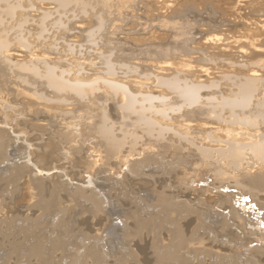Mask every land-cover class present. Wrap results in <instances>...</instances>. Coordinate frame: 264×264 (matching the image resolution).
I'll return each instance as SVG.
<instances>
[{
	"label": "rangeland",
	"instance_id": "1",
	"mask_svg": "<svg viewBox=\"0 0 264 264\" xmlns=\"http://www.w3.org/2000/svg\"><path fill=\"white\" fill-rule=\"evenodd\" d=\"M3 1L2 0L0 1V8L5 9V7H6V9H7L8 3L5 2L7 0H3ZM8 1H10L11 4L14 2H17L15 0L14 1L8 0ZM27 1H29V0L22 2L23 4L21 5V7H19V9H18V7L15 8L16 10L14 9V12H13L14 16L11 15L12 17L10 16V14H8V12H7V14L5 13L6 9H5V11H4V9H3V11H0L2 13V14L0 13V18L3 21V22L0 21V25H1V27L4 26L2 29L0 27V31L2 34L1 38L4 40L7 38V45H8V46L6 45L7 47H4L2 49V55L4 56V58H2L3 62L0 64V66L3 65L1 67L2 69L0 68L1 69V73H0V87H1L0 88V98H1L0 99V101H1L0 102V264H92V263L93 264H103V263L104 264H117V263L118 264H131V263L132 264H136V263L137 264H194V263L195 264H211V262H212V264H225V263L233 264L234 262H235V264L236 263L237 264L238 263L239 264H247L245 262H241L240 260L227 259V257H224V256L217 258L218 256L216 254H214L208 250V247L210 246V244H208L209 246L208 245L206 246L207 251L205 250V252L198 249V244L195 243V242H197L196 239H204V240L208 239L209 237L214 236L217 232H220L221 230H219V229L222 228L221 223L220 222L217 223L218 220L215 218V214L212 211L211 207L208 208L205 205L203 206L202 203H200L201 204V206H200L199 202H197V199H194L196 194L193 191L198 189V188L203 189L204 187L207 186V184H210L212 182V174L206 175L208 177H206V176L204 177V175L203 176L200 175L199 177H201V178H199V179H201V180L203 179L202 182L200 181L202 184L199 182L197 183V182L192 181V180L187 181V178H189L191 176H192V178H194L196 175V172L195 171L193 172V170H195L193 168H196V167H194L196 165V162H195L196 158L191 157V156L188 157L186 155L187 152H185V151L181 150L182 153L180 152V149H179L180 142L176 138V136H178V135H181V136L191 135V136H195L196 139L198 138L197 140H199V142H201V141L206 142V140L208 141V139H206V134L204 133V131L207 129L206 123L209 122L206 118L211 117V112H210V114H208L209 112L206 111V109H209V107L203 104V103H205L203 98L204 97L205 98H209V97L211 98V96L213 98L217 95L218 90L223 92V91H227L226 89L231 88L229 86L230 81H228L230 78H232V77H230V75L233 74L232 76H235V77L248 78V77H251V76H249V74L252 71L257 72L260 70V67L263 66L262 64L264 63V56L263 57L257 56L256 58H254V57L250 58L249 54L253 51H254V53H257V54L263 53V52L262 53L259 52L256 47H259V49H262V51L264 50V43H262V41H261V39L263 38V32H264V0H175V1L174 0H131V1L127 0L128 2L130 1L129 3L131 5L134 4L132 6H128L126 4L127 7L125 5V3H127V1L124 2V0H105V1L104 0H80L84 4L86 2H89V3H86L89 6L85 5L86 9H84V10H85L86 14H84L81 11L78 12V10H76L75 6L73 5L71 7L74 10H72L71 7H70V9L72 11H74L73 12L74 14L72 13L71 10H70L71 14L68 11L67 12V14H68L67 19H65L66 17L64 18V16H66L67 14L63 15V17H61L63 13H61L60 11L59 12L61 14L58 12L55 13V9L57 8V7H54V6H56L55 5L56 0H30L33 3V7H31L32 9L29 8L30 5H28V4L30 2L27 3ZM77 1L80 2L79 0H77ZM121 1H122V3H121ZM106 2H108V3H106ZM132 2H134V3H132ZM87 7H88V9H87ZM90 9H92V10H90ZM58 10H60V9H58ZM42 13L44 15H49V18H46ZM99 13L100 14L102 13V14L99 15ZM57 14H60L61 16L60 15L58 16ZM1 15H3V16H1ZM5 16L7 19L5 18ZM16 16H18V17H16ZM50 17H51V19H50ZM58 17H61L62 20H68L69 24H65L67 27L66 31H65L66 28L64 29L65 26L63 28L62 27L59 28L57 26V24H55V26L53 25L58 20ZM69 18H71V19L69 20ZM97 18L99 19V22H102V23H97V20H98ZM100 18H101V21H100ZM19 19H21V20H19ZM26 21H28V22L26 23ZM125 21H126V23H125ZM25 23H26V25H25ZM41 23H43V25L45 24L46 28H44V29L46 30L47 33H45V31L41 32L40 29H38L39 31L36 30L38 27L39 28L41 27ZM65 23H67V22H65ZM168 23H172L173 24L172 26H174V27H172L171 24H168ZM39 24H40V26H39ZM165 24H166V26H165ZM100 25H102V26H100ZM167 25H170L171 27L170 26L168 27ZM11 26L13 28H16V29H11L12 28ZM17 26L22 27L23 32L27 33L24 35V38L27 41L26 42L27 45L30 44V45H28L27 48L24 46H22L23 47L22 48L20 44H17L18 43L17 39H16L17 42L15 41L16 36H18V33H16L17 35L14 33L17 31ZM25 26H26V28H25ZM96 26L98 29L93 28ZM118 26H120L121 28ZM6 28H9V29H6ZM4 29H6L5 32H4ZM87 29L90 31H88ZM91 29L96 30L97 32L93 31ZM9 30H10V33H9ZM55 30H58V31H55ZM99 30H101V31H99ZM141 30H143V31H141ZM68 31H69V33H68ZM89 32L96 34L93 37L95 40V43H90V41L87 40L88 39L87 34ZM185 32L187 33V36L189 34H191V37L189 36V38H191L192 41L190 39H188V37L185 38V36H186V35H184ZM38 34H40L41 36ZM179 34H180V36H179ZM14 35H15V37H14ZM84 35H86V36L84 37ZM215 36L222 37L221 39H223V40L219 41L218 43H214L215 45L214 44L209 45L208 43L205 44V41L208 38H213ZM12 37L14 38V40ZM182 37L185 38L184 42L182 40H180V39H182ZM45 38L47 40H45ZM71 38H72V40H71ZM258 38H260V39H258ZM83 39H85L84 40L85 44L83 43L84 42ZM186 40H189V41H187L188 43L186 42ZM228 40H230V41H228ZM234 40H236V41H234ZM8 41H9V43H8ZM181 41L184 44L181 43ZM226 41H227V43H226ZM223 42H225V43H223ZM229 42H230V44H229ZM235 42H236V44H235ZM220 43H223L225 45L220 44ZM55 44H57V45H55ZM93 44H95V45H93ZM68 46H72L74 48L72 50L73 53L72 52L70 53ZM168 46H170V47H168ZM57 47H59V48H57ZM108 47L110 49H108ZM187 47H189V49ZM228 47H233V48L229 49ZM253 47H255V48L253 49ZM243 48H247L248 54L244 53V58L242 59V58H239L238 56L241 55V53L239 54V50L241 49L243 51ZM176 50H177V52H176ZM48 51L52 52L53 54L49 53ZM200 51H201V53H200ZM26 52H28V54ZM140 52H141V55H140ZM9 54H10V56H9ZM50 54H52V55H50ZM101 55L102 56L103 55L104 56H110V58H111L110 60H111V62H113L115 64L116 69L118 67V69H117L118 71L116 70L117 72L115 71L114 75H108L107 76V74L103 71L104 70V67H103L104 64H102V62H101V59H100ZM45 56H46V58H45ZM236 56H237V58H236ZM125 59H127V60H125ZM216 59H217V61H216ZM258 61H260V62H258ZM42 62H44V63H42ZM251 62H252V64H251ZM56 63L58 64V66L56 65ZM116 63H118V64H116ZM235 63H238V66ZM243 63H244V65H243ZM253 63H256V66H255V64L253 65ZM260 63H261V65H260ZM25 65H28V66L26 67ZM46 65H48V66H46ZM54 65L56 67H53ZM59 65H60V67H59ZM125 65L127 67L129 66L130 68L132 67L133 69H135L137 74L131 72V74L129 76L128 73H126V72H128L127 71L128 69ZM221 65H222V67H221ZM35 66L37 67L36 69L38 70V72L41 71L40 72L41 74H44V72L47 69L46 67H50V68L53 67L54 70L57 71L55 73H60L61 71L66 72L65 74L63 73V76L66 78L69 77L68 79H71L70 81H72V82L75 81V83H77L76 81L78 80V83L83 84L86 81L87 82L86 84L90 83V85H91V83H93L92 86H98L99 88L97 87L98 88L97 89L95 87L94 90L88 89L87 90L88 93L86 92L88 94L87 95L88 97L85 98L87 100H85V99L79 100V98H76V95L74 96L73 93L69 94V92H67V93H65V94H67L66 96H68L66 98H69V97L70 98L65 100L66 102H69L68 104H66L65 101L64 102L61 101L62 98H57V96H56L57 93L55 95V93H53L54 91L51 92L52 90H50L47 87V84L45 83L44 79L42 80V77H40L41 79L38 77L36 78V76H34L32 74L30 67L35 69ZM119 66H120V68H119ZM25 67L28 70V74H27V70L25 69ZM201 67H202V69H201ZM207 68H209V69H207ZM242 68H244V69H242ZM205 69H207V70H205ZM59 70H60V72H59ZM29 71H31V72L29 73ZM124 71H125V74H123ZM203 71H205V72H203ZM179 73H181V74H179ZM6 74L8 77L6 76ZM12 74H13V76H12ZM77 74H79V75H77ZM149 74L152 75L153 77L150 76ZM205 74H207L208 76ZM221 74H223V76ZM127 75H128V77H127ZM145 75L149 76L148 78H150V79H148L147 76H145ZM224 75H226V76L224 77ZM244 75L247 77H245ZM263 75L264 74H262L259 77H257L255 75L254 77L258 78L259 83H264ZM138 77H140L141 79ZM172 77H174V78L179 77L180 79H189L190 83H193L196 86L198 85V87L202 86L203 90H202V88L200 89V94L203 96L201 101H204L202 104L204 107L205 106L206 107L205 108L203 107L201 111L195 112L196 114L194 113L192 115L189 112L191 111V109L196 110L194 106H191V109H190L189 106H188L189 107L188 108L185 105L184 108L187 107L185 110L183 108V106L181 105L182 103H180L182 101L179 102L177 100L178 97L176 96V94H174V92L169 90V88H167L166 86H163V85L158 83L159 80L164 81V82L165 81L168 82L167 80L169 78H170L169 80L174 79ZM211 77H214V78H211ZM6 78L8 80H6ZM21 78H24V79H21ZM72 78H74V80ZM101 78H103V80H105L106 82L108 81L106 85H105V81H100V80H102ZM224 78H226V79H224ZM227 78H229V79H227ZM19 79H21V81L26 80V82L25 81L21 82ZM39 79H40L41 83H40ZM114 79H115V81H114ZM162 79H164V80H162ZM222 79H223V81H221ZM29 80H31V81H29ZM133 80H135V81H133ZM213 80L214 81L216 80V81L214 82ZM7 81H9V82H7ZM109 81H111L113 83L123 84L127 88H129L132 91V93H134V94L137 93L135 95L138 96L137 99H138L139 103L137 102V104L135 105L136 106L135 109L136 108L139 109L140 101H142V98H140V97H143V95H145V96L149 95V97L154 96L152 98H154L153 100H154L156 105L152 101V106L154 105L156 108H158V103H156V102H159L158 111L162 110V109H160L162 106H163V108L166 107L164 109H167V111H169V113L167 115L165 114L167 117L165 115L161 116L160 113L157 114L155 109H153L154 112L153 111L151 112V114H150L151 116L149 115L150 112L146 113L147 116L149 115L148 117L150 118V121L153 122V125L156 122L154 125V126H156V128L154 129V133L158 132L159 130H162V132L164 131L162 133L163 134L162 139L163 140L165 139L163 141V143L161 141H160L161 143L157 142L158 140L153 141V139L149 141V138L147 139V137L142 132V128H143L142 123L137 122L136 126H135V127H137V130L134 129L133 125H135L134 123L136 120V119H134L135 115H129V116L127 115L125 118L126 119V121H125V119L123 117L122 109H121V111H119V108H118L124 104V102H123L124 94L121 90L116 91V92L110 90V88L108 86ZM209 81H212V82H209ZM217 81H219L220 84ZM27 82H29V83H27ZM30 83H32V84H30ZM146 83H148V84H146ZM201 83L203 85H200ZM24 84H25V86H24ZM86 84H84V85H86ZM43 85H44V87H41ZM214 85H216V87H214ZM102 86H104V87H102ZM107 87H108V89H107ZM205 87L208 88L209 91H205V89H206ZM213 87H214V89H212ZM43 88H45V90ZM215 88H217L216 91H213V90H215ZM33 91H34V93H32ZM89 91H90V93H89ZM106 91L108 93H110V95L111 94L112 95L110 96ZM166 91H168V92H166ZM146 92L148 95L145 94ZM91 93H92V96H91ZM213 93H215L216 95L214 96ZM42 95H43V97H40ZM59 95L60 94H58V97H59ZM121 95H123V96H121ZM61 96L62 95H60V97ZM155 96H157V97L155 98ZM160 96L161 97L163 96V97L161 98ZM168 96L170 98H168ZM100 97H101V99H100ZM109 97H110V99H109ZM159 97L161 100H164L166 98L165 100H168V101L166 102L164 100L165 102L163 101L164 102L163 103L159 99ZM88 98H90L89 101H88ZM96 98H97V100H96ZM115 98H116V101L114 100ZM103 99L107 100V101H104ZM173 99H174V101L177 100V103L179 102L178 104H176V106L177 105L179 106V104L181 105L182 109L179 108V111H180L179 113H178V106L175 107V104H173L174 106L171 107V105H172L171 103H173ZM59 101L62 103H60ZM124 101H125V99H124ZM87 102H89V104ZM110 102H112V103H110ZM122 102H123V104H122ZM101 104H104V105H101ZM143 104L147 105V103L145 104V102ZM3 105H4V107H3ZM10 107H12V108L10 109ZM101 107L104 108V110H107L106 113L108 115V120L110 121V122L108 121L107 124L113 125V128L115 130V134L117 133V131H118V133H121L124 130L128 136L132 130H134L133 132H135V130H136L135 134L137 136H139L137 141H139V144L141 145V146L139 145L138 147H140V149L143 148V151H144V154H141L140 156H138V158L135 157V158L131 159L132 162L140 161V162L136 163V165L134 164L135 167L133 165L130 167V169H132V167H133L132 170H128L127 168L125 169V167L122 168V171L125 170L123 172L126 173V174H122L123 176L117 173L119 170L118 169L119 164L116 161L109 160L107 158L105 159L103 157V155H104V150H103L104 142H102V139L100 138L99 135H98L99 137L97 136L98 133L97 132L95 133V130H98V128L96 126L99 127V125H100L98 123L100 122L99 117L101 118V115H100L101 110L99 109ZM85 108H86V110H85ZM171 108L173 109L172 110L173 112L170 111ZM176 108H177V110H176ZM203 109H205V110H203ZM97 111H99V112H97ZM167 111L165 110L164 112H167ZM205 111H206V113H205ZM121 112H122V114H121ZM155 112H156V114H155ZM200 112H202L203 114L201 113V115H200ZM97 113H98V115H96ZM152 113H154V115ZM162 113H163V111H162ZM92 114H94V115H92ZM197 114H198V116H196ZM183 115L185 117H182ZM187 115H189L188 118H187ZM202 116H203V118H202ZM96 117H97V120H95ZM189 118H191V119H189ZM199 118H201V120ZM58 119H60V120H58ZM178 119H180L181 121H179ZM183 119H185V120H183ZM133 120H134V122H133ZM186 120H188V121H186ZM85 121L86 122L90 121V122L86 123ZM128 121L133 123L132 126H131V123H129V127L130 126H131V128L133 127L132 129L130 128L131 130L130 129L128 130L129 127L123 128L124 125L126 124V122H127V124L125 126H128ZM169 121H171L172 123ZM82 122H83V125H82ZM117 122H119L120 125ZM182 122H184V123H182ZM187 122H189V123H187ZM89 123H91V124H89ZM114 123H116L117 125L116 124L114 125ZM200 123H201V125H200ZM22 124H24V125H22ZM25 124H27V125H25ZM87 124H89V125H87ZM95 124H96V126H95ZM191 124H196V125H191ZM203 124H205V125H203ZM171 125L173 128H171ZM25 126H26V128H25ZM28 126L30 128H28ZM89 126H91V127L89 128ZM164 126L167 127V128H165V130H163ZM67 128L69 130H67ZM138 128H139V131H138ZM160 128H162V129H160ZM181 128H182V130H181ZM192 129H193V131H192ZM65 130H67V131H65ZM119 130H122V131L119 132ZM188 130H189V133H188ZM196 130H198V132ZM184 132H185V134H184ZM75 133H76V136H75ZM118 133L116 134V136L120 138L121 134L118 135ZM186 133H188V134H186ZM78 135L81 138L78 137ZM173 135H176V136L173 137ZM198 135L200 137H196ZM212 135H213L214 139H217L218 137L222 138L220 136V134H215L214 130L212 131ZM204 136H205V138H204ZM200 138H202V139H200ZM21 141H23V142H21ZM172 142H173V145L171 144ZM205 142L204 143L202 142V143L206 147H210L209 145H212L210 143H207V142L205 143ZM22 143L24 145L29 144L27 150L22 148L23 147ZM45 143L50 145V148L52 150L53 160H54L52 162L55 163L53 165H56L58 167V170L57 169L56 170H50V171H47V173L45 171H43L42 173H40V176L42 175V177H44V175L45 176H47V175L52 176V180L50 179V180L46 181L45 178L42 179L43 182L39 187L41 189H38V192H40V191L41 192L39 193V195L37 194V196H35L34 193L30 189V181L29 180L31 179V176H30L29 172L27 173L26 170L24 171L22 168L23 165L26 163V161H24L23 156H24V154L26 156V154H28L29 152H31L33 150L36 153L38 151V150H35L36 145L45 144ZM145 143L147 144L146 146L144 145ZM154 145H156V146L154 147ZM148 146H149V149L147 148ZM177 146H178V148H177ZM144 148H145V150H144ZM150 148H152L154 151L153 150L151 151ZM166 148H168V149H166ZM170 148H172V149H170ZM147 149H148V152H147ZM175 150L177 151V153ZM99 151H100V153H99ZM39 152H37V154L41 155V153H39ZM163 153L165 156L163 155ZM98 154L100 157L98 156ZM150 154H152V155H150ZM173 155L175 158L173 157ZM64 156H65V158L69 157L66 159L67 163H66V160L64 159ZM167 156H169V157H167ZM97 157H99V158H97ZM142 157H144V158H142ZM172 157H173V159H172ZM78 158H79V160H78ZM93 158H95V160ZM189 158L190 159L192 158V159L190 160ZM68 159H69V161H68ZM101 160H102V164L100 163V165H99V162H101ZM154 160H155V162H154ZM36 161H35V163H38V164H40V163L42 164L43 162L45 163V160H43V158L38 159V160L36 159ZM95 161L98 163V165H96ZM111 161H112V163H111ZM141 161H143L142 163H145V164H143V166H141L142 165ZM152 161L154 162V164L152 163ZM176 161H178V162H176ZM181 161H183L184 164H183V162L180 164ZM93 162H95V163H93ZM189 162H190V164H189ZM175 163H176V165H175ZM15 164H17V165H15ZM69 164H71V165L69 166ZM146 164H147V166H146ZM14 165L16 166L17 173L19 172L21 175L19 173H18V175L16 174ZM149 165L151 167L150 168L151 170L149 169ZM153 165L155 167H152ZM168 165L170 167H168ZM96 166H97V168H96ZM144 166H145L146 170L144 169ZM94 167H95V169L93 170ZM101 167H102V169H101ZM19 168L20 169L22 168L21 171ZM99 168H100V170H99ZM139 168H140V170L142 169L143 171L142 170L140 171ZM60 170L64 171L66 174H64V172L61 173ZM88 170L91 172L93 171L94 173H96V175L93 173L91 174V172H89ZM111 171H113V172H111ZM132 171H134V172H132ZM146 171H147V173H146ZM149 171H150V173H149ZM190 171L193 173H191ZM129 172H132V174L133 173H135V174L132 175ZM164 172H165V174H164ZM112 173H113V175H115L114 177H113V175H111ZM140 173L142 176H140ZM55 174H56V176H55ZM62 174L64 176L66 175V178L68 176L69 181L66 180V178H65V180H66L65 181L63 179L64 177L62 176ZM89 174L92 175L91 178H93L92 179L93 183H92V185H90L91 187L89 185H87V187H86L85 184L88 181L87 178H89ZM136 174L140 177H138ZM152 174H154V176ZM189 174H190V176H189ZM58 175H60L63 178H61ZM87 175H88V177H87ZM135 175L138 178L135 179L133 177ZM151 175L153 177H150ZM21 176H23V177H21ZM157 176H159V177H157ZM182 176H184V177H182ZM78 177H80V178H78ZM112 177L115 178V180H113ZM58 178L63 180V181L60 180L58 182ZM94 178H95V180H94ZM108 178H110V179H108ZM146 178H148V179H146ZM167 178H168V180H167ZM97 179L100 181L98 182ZM117 179L118 180L120 179L122 182H118ZM150 179H152V180H150ZM193 180H195V179H193ZM67 181H68L67 185L69 184V186H67V188H66L65 183ZM124 181H126V183L129 186L126 185L127 187H125L124 185L126 183ZM183 181H185L184 183H186L185 187H184ZM117 182H118V186H117ZM164 182H166L167 184ZM60 183H62V184L60 185ZM160 184H161V186H160ZM74 185H75V187H74ZM99 185H101L100 190H98L100 188ZM54 186H56V189H54L55 188ZM94 186H96V187H94ZM112 186H114L115 188ZM117 187H119V188H117ZM65 188L68 192L66 190H64ZM93 188H95V189H93ZM81 189L84 191H81ZM109 189H111L112 191ZM118 189L121 191V193H118V192H120ZM147 189L148 190L150 189L149 192ZM162 189H163V191H161V193L157 194V192H160V190H162ZM171 189H173V190H171ZM186 189H188V190H186ZM226 189L227 188L220 189V191L221 190L224 192L230 191L231 193H235V190H233V189H227L228 191ZM70 190H71V192H69ZM77 190H79L81 192V194H83V195L80 196L81 194L79 191L77 192ZM87 190L88 191L93 190V192L95 191L94 192L95 194L93 192H92L93 193L92 194L91 191H89L90 192L89 193ZM117 190H118V192H117ZM124 190L125 191L127 190L126 191L127 193L124 192ZM129 190H131L132 194H128V193H130ZM141 190H143V191L141 192ZM151 190H153L155 192L157 191L156 195H155V192H153ZM144 191H145V193H143ZM150 191H151V194H150ZM43 192H45L46 194L45 193L41 194ZM54 192L56 194L58 193V195H57L58 197L55 195ZM72 192L74 194H72ZM84 192H86V193H84ZM133 192H134L135 196L133 195ZM138 192L140 195L138 194ZM52 193L54 194V196H56V197H54V199H53V196H51V195H53ZM97 193L99 194L98 198L100 201L98 200V198L95 199V197H94L95 195H97ZM40 194L42 197L40 196ZM78 194H80V195H78ZM90 194L92 195L91 196L92 198L89 197ZM106 194H108L109 197ZM114 194H116V195H114ZM153 194H154V196H153ZM159 194H161V196ZM70 195H72V196L76 195V199L74 198L75 196H73V199H74V201H73L72 196H70ZM87 195H89V196H87ZM120 195L122 197L125 196V198H127V199L124 198V200H123V198ZM191 195L193 198L191 197ZM68 196H69V198H68ZM86 196H87V199L84 198ZM136 196L138 197V199ZM158 196H160V197H158ZM77 197L79 199L82 197V200H79ZM100 197L102 199L106 197L105 201H106V199H107V201L105 202L103 200V202H102V199ZM119 197H121V199ZM169 197L172 199L174 198V200H176L178 202L170 199ZM175 197H176V199H175ZM158 198H160V199L158 200ZM84 199H86V200H84ZM88 199L89 200L91 199L90 201H93V200L94 201L89 202ZM108 199H109V201H108ZM157 200L158 201L162 200V201L159 204ZM46 201H48V202H46ZM97 201H99L98 204H96ZM169 202H170V204L168 206L167 203H169ZM173 202L176 204H174ZM87 203H88V205H87ZM92 203H95V205L93 207H91ZM100 203H101V205H100ZM195 203H197L198 206H197V204L195 205ZM102 204H104V205H102ZM108 204H110V205H108ZM180 204H181V206L183 204H185V205L180 207L179 206ZM188 204H189L190 208L187 207ZM147 205H149V206H147ZM151 205H152V208H151ZM160 205L161 206L163 205L161 207L162 209L159 207ZM166 205H167V207H166ZM97 206L99 207V209L102 208L104 213L107 212L108 215H106L107 213L103 214L102 213L103 211H100L102 209L99 210L98 208H96ZM112 206H114L115 208ZM143 206H144V208H143ZM156 206H157L158 210L156 209ZM170 206L171 207L174 206V207H172L170 209ZM88 207H91V210H89L90 208H88ZM164 207L167 208V211L165 210L166 208H164ZM191 207L192 208L195 207L198 209L200 208V210L198 211V209H195V208L192 209ZM126 208L128 210L130 209L129 212ZM92 209H93V211H92ZM106 209H108L109 211ZM114 209H115V211H114ZM169 209H170V212L168 211ZM172 209L175 211H173ZM178 209H181V210H178ZM214 209H215L214 210L215 212L222 213V214L225 213V211H226V210L225 211L218 210L216 208H214ZM94 210H96V211H94ZM110 210L112 212H110ZM116 210L117 211L120 210V211H118L119 214L116 213L117 212ZM124 210H126L127 212ZM88 211H92L94 214H97V212H99V213L94 217V214L92 215V212H88ZM130 211H131V213H132L131 215H133V217L129 214ZM160 211L164 214H162ZM178 211H181V212L178 213ZM100 212L102 215L100 214ZM133 212L135 215L133 214ZM174 212H176V213H174ZM183 212L186 215L187 214L188 215L185 216V214ZM156 213H157L158 217H157V215H155ZM177 213L181 214V215H177ZM165 214H167V217ZM182 214L184 215V217H186V220H184ZM200 214H201V216H200ZM225 214H227V211ZM125 215L126 216L129 215L128 217L130 219L128 217H126ZM118 216H119V218H118ZM147 216H149V217L151 216V217L149 218ZM178 216H180L179 218L181 221L183 220L182 222L180 220L179 221L177 220V219H179ZM205 216H206V218L211 217V219L210 218H209L210 220L206 219ZM109 218H110V220H109ZM131 218H132V221H131ZM139 218H140V220H139ZM159 218H161V219H159ZM142 219H144L143 220L144 222H142ZM158 219L161 221L163 220L164 223H162L161 221H158ZM124 220H126V221H124ZM147 220L149 221V223H147L148 222ZM152 220L154 222H157V221L158 222L152 223L153 222ZM173 220L175 221V223L173 222ZM195 220H197V221H195ZM120 221H122V222H120ZM108 222H111V223H108ZM123 222H125V223H123ZM136 222L137 223L140 222L138 224V226H137ZM179 222L182 224H180ZM147 224H150L149 228H148ZM160 224H164V225H162L160 227L159 226ZM165 224H167L166 227H165ZM125 225L128 228L125 227ZM168 225H170L171 227ZM102 226H103V228H101ZM109 226H110V228H109ZM111 226L113 227V229H111L112 228ZM157 226H159V227H157ZM218 226L221 228H219ZM105 227H106V229L104 230ZM122 227H125V228H122ZM143 228H145V229H143ZM108 229L110 231L112 230V232H109V231L106 232V230H108ZM138 229H140V230L142 229V231H140ZM153 229H155V230H153ZM157 229H159L160 232ZM178 229L181 231H179ZM199 229H200V231H198ZM133 230H134V232H133ZM209 230H211V231L209 232ZM108 232L111 234L113 233V234L111 235ZM192 232L193 233L195 232V234H193ZM176 233H178V234H176ZM208 233H210V235ZM131 234H132V236H131ZM140 234H141V237H139ZM145 234L147 237L145 236ZM151 234H152V236H151ZM153 234H155V235H153ZM179 234L181 236H184L187 239H190V240L192 239V237H194L193 240H191V241H193L190 244L191 246L189 245L190 248L188 246H186L184 248H180V246H178L179 245L178 241L180 240L179 238H182ZM200 234L203 238L199 236ZM133 235H134V237L136 235L137 236L135 238H133ZM158 236L160 238V239L158 238L159 240L157 239ZM171 236H173V237H171ZM189 237H191V238H189ZM195 237H197V238H195ZM172 238L173 239L178 238V239L173 240ZM215 238H218V237L215 236ZM167 241L171 242V243L173 241H175V242L173 244H170V243L168 244ZM141 242H142V244H141ZM149 242L151 244H149ZM103 244H105V245H103ZM176 244H178V245H176ZM196 244H197V246H196ZM109 245H110V247H109ZM253 245H255V243H253ZM194 246H196L197 248H195ZM34 248H37V251H40V252H38L37 255L34 254V256H30V255H33V253H31V251H33L32 249H34ZM126 249H128V250H126ZM166 250L169 253H167ZM184 251H186V252H184ZM199 251H201V253H199ZM133 252H134V254H133ZM166 253H167V255H166ZM39 254H40V256H38ZM135 255L137 257H135ZM214 255L216 257H214ZM191 256H192V258H191ZM209 257H212V258L210 259ZM92 260H93V262H92ZM153 260H155V261H153ZM198 261H200V262H198Z\"/></svg>",
	"mask_w": 264,
	"mask_h": 264
},
{
	"label": "bare ground",
	"instance_id": "2",
	"mask_svg": "<svg viewBox=\"0 0 264 264\" xmlns=\"http://www.w3.org/2000/svg\"><path fill=\"white\" fill-rule=\"evenodd\" d=\"M1 1V0H0ZM3 1V0H2ZM12 1H14V0H12ZM15 1H17V2H14V3H10V1H5L6 3H8V8L6 9V7H5V9H6V14H7V12H8V14H10V16L11 15H13L14 16V14H13V12H14V9L16 8V7H18V9H19V7H21V5L23 4L22 2H24V1H26V0H15ZM80 1V0H79ZM105 1V0H104ZM127 0H124V2H126ZM131 1V0H130ZM129 1V2H130ZM175 1V0H174ZM4 2V1H3ZM28 2H30L28 5H30L29 6V8H31V7H33V3L29 0V1H27V3ZM44 2V1H43ZM47 2V1H46ZM128 1H127V3H125V5L127 4L128 6H132V5H134V4H130ZM2 3V2H1ZM5 3V4H6ZM40 3V2H39ZM48 3V2H47ZM86 3H89V2H86ZM84 4L82 1H80V2H78L77 0H56V6H54V7H57L56 9H55V13L56 12H58V13H63L62 14V16L60 15V14H57L58 16L60 15L61 17H63V15H66L67 14V12L69 11V13L71 14V12H70V10L72 9V10H74L71 6H75V8H76V10H78V12L79 11H81V12H83L84 14H86L85 13V10L84 9H86V6L88 5V4ZM106 3H108V2H106ZM121 3H122V1H121ZM129 3V4H128ZM132 3H134V2H132ZM101 4V3H100ZM104 4V3H103ZM118 4V3H117ZM124 4V3H123ZM86 5V6H85ZM127 5H126V7H127ZM89 6V5H88ZM91 6V5H90ZM98 6V5H97ZM118 6V5H117ZM3 7V6H2ZM70 7H71V9H70ZM94 7V6H93ZM92 7V8H93ZM116 7V6H115ZM109 8V7H108ZM1 10L0 11H3V9L2 8H0ZM5 9H4V11H5ZM32 9V8H31ZM35 9V8H34ZM58 9H60V10H58ZM87 9H88V7H87ZM110 9V8H109ZM16 10V9H15ZM21 10V9H20ZM57 10V11H56ZM71 10V11H72ZM90 10H92V9H90ZM31 11V10H30ZM60 11V12H59ZM74 11H72V13H73ZM1 13V12H0ZM114 13V12H113ZM2 14V13H1ZM43 14V13H42ZM46 14V13H45ZM74 14V13H73ZM102 14V13H101ZM100 13H99V15H101ZM28 15V14H27ZM44 15V14H43ZM117 15V14H116ZM1 16H3V15H1ZM8 16V15H7ZM46 18H49V15H44ZM48 16V17H47ZM67 16H68V14L66 15V16H64V18L65 19H67ZM71 16V15H70ZM69 16V17H70ZM74 16V15H73ZM124 16V15H123ZM12 17V16H11ZM16 17H18V16H16ZM61 17H58V20L56 21V23H54L53 25L55 26V24H57V26L60 28V27H64V29H65V31L67 30V27H66V25L65 24H69V22H68V20H62V18ZM78 17V16H77ZM5 18H6V16H5ZM53 18V17H52ZM76 18V17H75ZM79 18V17H78ZM182 18V17H181ZM7 19V18H6ZM25 19V18H24ZM33 19V18H32ZM45 19V18H44ZM50 19H51V17H50ZM71 18H69V20H70ZM74 19V18H73ZM98 19V18H97ZM14 20V19H13ZM19 20H21V19H19ZM48 20V19H47ZM56 20V19H55ZM95 20V19H94ZM174 20V19H173ZM0 21H2L1 20V18H0ZM23 21V20H22ZM25 21V20H24ZM36 21V20H35ZM54 21V20H53ZM67 22V23H65V22ZM100 21H101V18H100ZM103 21V20H102ZM112 21V20H111ZM121 21V20H120ZM3 22V21H2ZM28 21H26V23H27ZM34 22V21H33ZM110 22V21H109ZM129 22V21H128ZM152 22V21H151ZM18 23V22H17ZM26 23H25V25H26ZM51 23V22H50ZM85 23V22H84ZM97 23H102V22H99V19L97 20ZM125 23H126V21H125ZM185 23V22H184ZM187 23V22H186ZM23 24V23H22ZM152 24V23H151ZM168 24H171V26L173 25L172 23H168ZM14 25V24H13ZM18 25V24H17ZM47 25V24H46ZM98 25V24H97ZM147 25V24H146ZM206 25V24H205ZM19 26V25H18ZM17 26V31L16 32H14L15 34L16 33H18V36H16V38H15V41H16V39L18 40V43L17 44H20L21 45V47L22 46H24V47H28V45H30V44H28L27 45V41L25 40V38H24V35L25 34H27V33H24L23 32V29H22V27H18ZM39 26H40V24H39ZM83 26V25H82ZM100 26H102V25H100ZM106 26V25H105ZM165 26H166V24H165ZM168 27L170 26V25H167ZM170 26V27H171ZM0 27H1V25H0ZM4 27V26H3ZM3 27H1V29L3 28ZM12 27V26H11ZM16 27V26H15ZM38 27V26H37ZM52 27V26H51ZM118 27H120V26H118ZM172 27H174V26H172ZM25 28H26V26H25ZM44 28H46L45 27V24L43 25V23H41V27L39 28H37L36 30H38V29H40V31L42 32V31H45V33H47L46 32V30L44 29ZM82 28V27H81ZM94 29L95 28H97V26L96 27H93ZM121 28V27H120ZM151 28V27H150ZM149 28V29H150ZM167 28V27H166ZM6 29H9V28H6ZM6 29H4V32H5V30ZM11 29H16V28H11ZM98 29V28H97ZM173 29V28H172ZM180 29V28H179ZM200 29V28H199ZM28 30V29H27ZM30 30V29H29ZM79 30V29H78ZM81 30V29H80ZM88 30V29H87ZM91 30H93V29H91ZM116 30V29H115ZM170 30V29H169ZM181 30V29H180ZM186 30V29H185ZM3 31V30H2ZM39 31V30H38ZM54 31V30H53ZM55 31H58V30H55ZM88 31H90V30H88ZM87 31V32H88ZM93 31H96V30H93ZM99 31H101V30H99ZM141 31H143V30H141ZM199 31V30H198ZM27 32V31H26ZM71 32V31H70ZM77 32V31H76ZM79 32V31H78ZM97 32V31H96ZM104 32V31H103ZM120 32V31H119ZM136 32V31H135ZM178 32V31H177ZM187 32V31H186ZM185 32V34L184 35H186L185 36V38H187L188 37V39H190L191 40V38H189V36L191 37V34H189L188 36H187V33ZM192 32V31H191ZM9 33H10V30H9ZM56 33V32H55ZM68 33H69V31H68ZM72 33V32H71ZM138 33V32H137ZM151 33V32H150ZM181 33V32H180ZM194 33V32H193ZM198 33V32H197ZM41 34V33H40ZM40 34H38V35H40ZM58 34V33H57ZM66 34V33H65ZM74 34V33H73ZM105 34V33H104ZM140 34V33H139ZM142 34V33H141ZM177 34V33H176ZM259 34V33H258ZM1 31H0V64L3 62L2 60V58H4V56L2 55V49L4 48V47H7L8 45H7V38L4 40V39H2L1 38ZM5 35V34H4ZM17 35V34H16ZM45 35V34H44ZM94 35H96V34H94V33H92V32H89L88 34H87V40H89L90 41V43H95V40H94ZM183 35V36H184ZM7 36V35H6ZM28 36V35H27ZM41 36V35H40ZM56 36V35H55ZM86 35H84V37H85ZM179 36H180V34H179ZM197 36V35H196ZM260 36V35H259ZM14 37H15V35H14ZM38 37V36H37ZM4 38V37H3ZM11 38V37H10ZM13 38V37H12ZM177 38V37H176ZM185 38H183L182 37V39H180V40H182L183 42H184V40H185ZM222 37H218V36H215V37H213V38H208L206 41H205V44H209V45H213L214 43H218L219 41H221V40H223V39H221ZM55 39V38H54ZM58 39V38H57ZM62 39V38H61ZM258 39H260V38H258ZM13 40H14V38H13ZM35 40V39H34ZM45 40H47L46 38H45ZM71 40H72V38H71ZM85 39H83V41H84ZM119 40V39H118ZM195 40V39H194ZM231 40V39H230ZM230 40H228V41H230ZM233 40V39H232ZM239 40V39H238ZM246 40V39H245ZM264 32H263V38L261 39V41H262V43H264ZM38 41V40H37ZM43 41V40H42ZM53 41V40H52ZM88 41V42H89ZM110 41V40H109ZM181 41V43H183ZM187 41H189V40H186V42ZM192 41V40H191ZM234 41H236V40H234ZM244 41V40H243ZM259 41V40H258ZM17 42V41H16ZM71 42V41H70ZM204 42V41H203ZM240 42V41H239ZM260 42V41H259ZM8 43H9V41H8ZM84 44H85V41L83 42ZM108 43V42H107ZM113 43V42H112ZM121 43V42H120ZM171 43V42H170ZM188 43V42H187ZM223 43H225V42H223ZM223 43H220V44H223ZM226 43H227V41H226ZM251 43V42H250ZM81 44V43H80ZM87 44V43H86ZM173 44V43H172ZM177 44V43H176ZM184 44V43H183ZM194 44V43H193ZM229 44H230V42H229ZM235 44H236V42H235ZM7 45V46H6ZM55 45H57V44H55ZM78 45V44H77ZM93 45H95V44H93ZM126 45V44H125ZM215 45V44H214ZM223 45H225V44H223ZM228 45V44H227ZM10 46V45H9ZM75 46V45H74ZM85 46V45H84ZM133 46V45H132ZM229 46V45H228ZM245 46V45H244ZM243 46V47H244ZM263 46V45H262ZM19 47V46H18ZM35 47V46H34ZM52 47V46H51ZM54 47V46H53ZM97 47V46H96ZM112 47V46H111ZM115 47V46H114ZM117 47V46H116ZM155 47V46H154ZM168 47H170V46H168ZM167 47V48H168ZM246 47V46H245ZM23 48V47H22ZM30 48V47H29ZM28 48V49H29ZM32 48V47H31ZM57 48H59V47H57ZM180 48V47H179ZM188 49H189V47H187ZM229 49H231V48H233V47H228ZM240 48V47H239ZM255 47H253V49H254ZM257 49H258V51L259 52H263L262 54H257V53H254V51L253 52H251L250 54H249V57L251 58V57H254V58H256L257 56H261V57H263L264 56V50L262 51V49H259V47H256ZM45 49V48H44ZM54 49V48H53ZM62 49V48H61ZM68 49H69V51H70V53L72 52L73 53V47L72 46H68ZM80 49V48H79ZM108 49H110L109 47H108ZM151 49V48H150ZM177 49V48H176ZM227 49V48H226ZM65 50V49H64ZM187 50V49H186ZM241 50V49H240ZM239 50V54L241 53V55H239L238 57L239 58H244V53L246 54L248 51H247V48H243V51L241 50L240 51ZM245 50V51H244ZM4 51V50H3ZM45 51V50H44ZM43 51V52H44ZM68 51V50H67ZM90 51V50H89ZM116 51V50H115ZM145 51V50H144ZM181 51V50H180ZM194 51V50H193ZM49 52V51H48ZM103 52V51H102ZM114 52V51H113ZM168 52V51H167ZM174 52V51H173ZM176 52H177V50H176ZM187 52V51H186ZM185 52V53H186ZM27 54H28V52H26ZM49 53H52V52H49ZM97 53V52H96ZM112 53V52H111ZM146 53V52H145ZM165 53V52H164ZM200 53H201V51H200ZM4 54V53H3ZM53 54V53H52ZM52 54H50V55H52ZM60 54V53H59ZM99 54V53H98ZM101 54V53H100ZM108 54V53H107ZM122 54V53H121ZM127 54V53H126ZM132 54V53H131ZM130 54V55H131ZM179 54V53H178ZM248 54V53H247ZM16 55V54H15ZM40 55V54H39ZM80 55V54H79ZM140 55H141V52H140ZM146 55V54H145ZM177 55V54H176ZM180 55V54H179ZM9 56H10V54H9ZM18 56V55H17ZM55 56V55H54ZM82 56V55H81ZM80 56V57H81ZM118 56V55H117ZM127 56V55H126ZM134 56V55H133ZM157 56V55H156ZM160 56V55H159ZM181 56V55H180ZM6 57V56H5ZM39 57V56H38ZM72 57V56H71ZM76 57V56H75ZM130 57V56H129ZM135 57V56H134ZM133 57V58H134ZM233 57V56H232ZM235 57V56H234ZM45 58H46V56H45ZM100 58V57H99ZM120 58V57H119ZM140 58V57H139ZM138 58V59H139ZM142 58V57H141ZM149 58V57H148ZM203 58V57H202ZM212 58V57H211ZM236 58H237V56H236ZM260 58V57H259ZM48 59V58H47ZM101 62H102V64H104L103 65V67H104V72L107 74V76L108 75H114L115 74V71L118 69V67H117V69H116V67H115V64L113 63V62H111V58H110V56H102L101 55ZM99 59V60H100ZM206 59V58H205ZM7 60V59H6ZM125 60H127V59H125ZM240 60V59H239ZM253 60V59H252ZM251 60V61H252ZM255 60V59H254ZM36 61V60H35ZM44 61V60H43ZM51 61V60H50ZM55 61V60H54ZM129 61V60H128ZM157 61V60H156ZM182 61V60H181ZM216 61H217V59H216ZM239 62V61H238ZM247 62V61H246ZM258 62H260V61H258ZM257 62V63H258ZM24 63V62H23ZM42 63H44V62H42ZM46 63V62H45ZM199 63V62H198ZM206 63V62H205ZM211 63V62H210ZM209 63V64H210ZM213 63V62H212ZM233 63V62H232ZM38 64V63H37ZM47 64V63H46ZM60 64V63H59ZM66 64V63H65ZM101 64V65H102ZM116 64H118V63H116ZM122 64V63H121ZM235 64H237V66H238V63H235ZM240 64V63H239ZM251 64H252V62H251ZM250 64V65H251ZM255 64V66H256V63H253V65ZM9 65V64H8ZM51 65V64H50ZM56 65L58 66V64L56 63ZM61 65V64H60ZM60 65H59V67H60ZM67 65V64H66ZM69 65V64H68ZM123 65V64H122ZM233 65V64H232ZM242 65V64H241ZM243 65H244V63H243ZM258 65V64H257ZM260 65H261V63H260ZM259 65V66H260ZM263 66L262 67H260V70L259 71H252L250 74H249V76H251V77H248V78H239V77H235V76H232V75H230V77H232V78H227V79H229L228 81H230V87L231 88H229V89H226L227 91H220V90H218L217 91V95L215 94V93H213L214 94V96L215 97H213L212 98V96H211V98L209 97V98H203L204 99V101H205V103H203L204 101H201V99H202V95L200 94V89L202 88V86H199L198 87V85L196 86V85H194L193 83H190L189 82V79H180L179 77H172V78H174V79H172V80H167L168 82H164V81H161V80H159L158 81V83L159 84H161V85H163V86H166L167 88H169V90H171L172 92H174V94H176V96L178 97V101L180 102V101H182V102H180V103H182L181 105L183 106V108H184V106L186 105L187 107L189 106L190 107V109H191V106H194L195 107V109L196 110H194V109H191V111L189 112L191 115L192 114H194L195 112H199V111H201L202 110V108L204 107L203 106V104L204 105H206V106H208L209 107V109H206V111H208L207 113L208 114H210V112H211V117H207L206 119L209 121V122H207L206 123V126H207V129L204 131V133L206 134V139H208V141L206 140V142L207 143H210V144H212V145H209L210 147H206V146H204V142L205 141H201V142H199V140H197L196 138H195V136H191V135H186V136H181V135H178V136H176V135H173V137L174 136H176V138L179 140V142H180V147H179V149H180V152L182 153V151H185V152H187V156L189 157V156H191V157H194V158H196V165L194 166V167H196V168H193V169H195V170H193V172L195 171L196 172V175H195V177L194 178H192V176L191 177H189V178H187V181H190V180H192V181H195V182H199V183H201L202 181H203V179L201 180V179H199V178H201V177H199L200 175L201 176H203L204 175V177L206 176V175H209V174H212V182L210 183V184H207V186L206 187H204L203 189H196L195 187V189L196 190H194L193 192L196 194V196H195V198L194 199H197V202H199V205L201 206V204L200 203H202V205L204 206H207L208 208H210L211 207V209H212V211L214 212V214H215V218L218 220L217 221V223H221V227H219V228H221V229H219V230H221L220 232H217L214 236H212V237H209L208 239H196L197 240V242H195V243H197L198 244V249L199 250H201V251H204L205 252V250L207 251V245L208 244H210V248L208 247V250L209 251H211L212 253H214V254H216L218 257L217 258H219V257H221V256H224V257H227V259H231V260H240L241 262H245V263H247V264H264V83H259V80H258V78H255L254 76L256 75L257 77H259V76H261L262 74H264V63L262 64ZM3 66V65H2ZM2 66H0V68L2 67ZM12 66V65H11ZM14 66V65H13ZM23 66V65H22ZM26 67L28 66V65H25ZM34 66V65H33ZM46 66H48V65H46ZM45 66V67H46ZM71 66V65H70ZM126 66V65H125ZM191 66V65H190ZM234 66V65H233ZM26 67H25V69H26ZM53 67H56L55 65L53 66ZM50 68V67H46L47 69H46V71L44 72V74H41L40 72L41 71H39L38 72V70L36 69L37 67L35 66V69H33V68H31L30 67V69H31V71H32V74L34 75V76H36V78L38 77V78H40V77H42V80L44 79L45 80V83L47 84V87L50 89V90H52L51 92H53V93H55V95H56V93H57V98H62L61 99V101H65V100H67V99H69V98H66V97H68V96H66L67 94H65V93H67V92H69V94L70 93H73V95L75 96L76 95V98H79V100H84L86 97H88L87 95V90L89 89V90H94V88L96 87H98V86H92L93 85V83H91V85H90V83L89 84H86L87 82L85 81V83H83V84H81V83H78V80L76 81L77 83H75V81L74 82H72V81H70L71 79H68V78H66V77H64L63 76V73L65 74L66 72H64V71H61L60 72V70H59V72L60 73H55V72H57V71H55L54 70V68ZM127 67V66H126ZM129 67V66H128ZM127 67V71L128 72H126V73H128V75L130 76V74H131V72H133V73H135V74H137V72H136V70L135 69H133L132 67L130 68H128ZM221 67H222V65H221ZM232 67V66H231ZM248 67V66H247ZM251 67V66H250ZM17 68V67H16ZM100 68V67H99ZM119 68H120V66H119ZM123 68V67H122ZM219 68V67H218ZM234 68V67H233ZM2 69V68H1ZM1 69H0V73H1ZM69 69V68H68ZM124 69V68H123ZM194 69V68H193ZM192 69V70H193ZM201 69H202V67H201ZM207 69H209V68H207ZM207 69H205V70H207ZM226 69V68H225ZM241 69V68H240ZM242 69H244V68H242ZM254 69V68H253ZM256 69V68H255ZM258 69V68H257ZM7 70V69H6ZM10 70V69H9ZM27 70V69H26ZM64 70V69H63ZM66 70V69H65ZM125 70V69H124ZM200 70V69H199ZM204 70V69H203ZM218 70V69H217ZM4 71V70H3ZM2 71V72H3ZM31 71H29V73L31 72ZM77 71V70H76ZM118 71V70H117ZM116 71V72H117ZM166 71V70H165ZM184 71V70H183ZM227 71V70H226ZM237 71V70H236ZM239 71V70H238ZM249 71V70H248ZM178 72V71H177ZM181 72V71H180ZM203 72H205V71H203ZM209 72V71H208ZM211 72V71H210ZM5 73V72H4ZM25 73V72H24ZM102 73V72H101ZM207 73V72H206ZM235 73V72H234ZM239 73V72H238ZM260 73V74H259ZM27 74H28V70H27ZM84 74V73H83ZM123 74H125V71H124V73ZM177 74V73H176ZM175 74V75H176ZM179 74H181V73H179ZM183 74V73H182ZM204 74V73H203ZM246 74V73H245ZM2 75V74H1ZM77 75H79V74H77ZM89 75V74H88ZM105 75V74H104ZM128 75H127V77H128ZM139 75V74H138ZM150 75V74H149ZM178 75V74H177ZM176 75V76H177ZM205 75H207V74H205ZM222 76H223V74H221ZM227 75V74H226ZM226 75H224V77L226 76ZM228 75V76H229ZM235 75V74H234ZM6 76H7V74H6ZM12 76H13V74H12ZM16 76V75H15ZM26 76V75H25ZM106 76V77H107ZM145 76H147V75H145ZM150 76H152V75H150ZM208 76V75H207ZM219 76V75H218ZM227 76V77H228ZM245 76V75H244ZM243 76V77H244ZM8 77V76H7ZM19 77V76H18ZM86 77V76H85ZM99 77V76H98ZM120 77V76H119ZM123 77V76H122ZM149 76H147V78H148ZM153 77V76H152ZM245 77H247V76H245ZM35 78V77H34ZM100 78V77H99ZM115 78V77H114ZM138 78H140V77H138ZM190 78V77H189ZM211 78H214V77H211ZM261 78V77H260ZM5 79V78H4ZM21 79H24V78H21ZM21 79H19L20 81H21ZM33 79V78H32ZM31 79V80H32ZM41 79V78H40ZM40 79H39V81H40ZM73 80H74V78H72ZM102 80H100V81H105V80H103V78H101ZM108 79V78H107ZM141 79V78H140ZM144 79V78H143ZM148 79H150V78H148ZM147 79V80H148ZM157 79V78H156ZM159 79V78H158ZM224 79H226V78H224ZM263 79H264V75H263ZM6 80H8L7 78H6ZM31 80H29V81H31ZM34 80V79H33ZM97 80V79H96ZM95 80V81H96ZM162 80H164V79H162ZM166 80V79H165ZM188 80V81H187ZM194 80V79H193ZM201 80V79H200ZM262 80V79H261ZM26 82V80H23V81H21V82ZM38 81V82H39ZM114 81H115V79H114ZM133 81H135V80H133ZM138 81V80H137ZM149 81V80H148ZM199 81V80H198ZM197 81V82H198ZM204 81V80H203ZM214 81V80H213ZM216 81V80H215ZM214 81V82H215ZM221 81H223V79L221 80ZM7 82H9V81H7ZM11 82V81H10ZM14 82V81H13ZM72 82V83H71ZM82 82V81H81ZM108 82V81H107ZM107 82L105 81V85L107 84ZM142 82V81H141ZM202 82V81H201ZM209 82H212V81H209ZM217 82H219V81H217ZM3 83V82H2ZM12 83V82H11ZM27 83H29V82H27ZM33 83V82H32ZM32 83H30V84H32ZM40 83H41V81H40ZM124 83V82H123ZM135 83V82H134ZM157 83V84H158ZM17 84V83H16ZM23 84V83H22ZM38 84V83H37ZM84 84H86V85H84ZM101 84V83H100ZM99 84V85H100ZM109 85V88H110V90H112V91H122L123 92V94H124V99H125V101H124V99H123V102H124V104H123V102H122V106H120V107H118L119 108V111H121V109H122V112H123V117H124V119L126 118V116L128 115H135L134 116V119H136L135 120V125H133V127H134V129H136L137 130V127H135L136 126V123L137 122H139V123H142V125H143V128H142V132L144 133V135L147 137V139L149 138V141L150 140H152L153 139V141L155 140V141H157V142H159V143H163V141L165 140H163L162 138H163V132H162V130H159L158 132H156V133H154V129L156 128V126H154L155 125V123H154V125H153V122L152 121H150V118L148 117L150 114H151V112L153 111L154 112V110L153 109H155L156 110V112H157V114L158 113H160L161 114V116L163 115H167L168 113H169V111H167V109H164V108H166V107H164L163 108V106L160 108V109H162V110H159L158 111V109H159V102H156V103H158V108H156L154 105L152 106V101H153V103L155 104V102H154V98H152V97H154V96H151V97H149V95L147 94V92L145 93V94H147L148 96H145V95H143V97H140V98H142V101H140V105H139V109H135V105L137 104V102H138V99H137V97L138 96H136L135 94H137V93H132V91L129 89V88H127L125 85H123V84H118V83H113V82H111V81H109V83H108ZM146 84H148V83H146ZM216 84V83H215ZM219 84H220V82H219ZM96 85V84H95ZM104 85V86H105ZM200 85H203L202 83L200 84ZM208 85V84H207ZM217 85V84H216ZM216 85H214V87H216ZM17 86V85H16ZM24 86H25V84H24ZM31 86V85H30ZM104 86H102V87H104ZM136 86V85H135ZM162 86V87H163ZM205 86V85H204ZM210 86V85H209ZM208 86V87H209ZM41 87H44V85L43 86H41ZM106 87V86H105ZM157 87V86H156ZM212 87V86H211ZM214 87L212 88V89H214ZM1 88V87H0ZM99 88V87H98ZM97 88V89H98ZM206 88V87H205ZM29 89V88H28ZM44 90H45V88H43ZM107 89H108V87H107ZM147 89V88H146ZM211 89V90H212ZM216 89L217 88H215V90H213V91H216ZM38 90V89H37ZM109 90V91H110ZM168 90V89H167ZM202 90H203V88H202ZM225 90V89H224ZM205 91H209L208 90V88H206L205 89ZM24 92V91H23ZM50 92V93H51ZM63 92V93H62ZM87 92V93H86ZM107 92V91H106ZM143 92V91H142ZM166 92H168V91H166ZM27 93V92H26ZM32 93H34V91L32 92ZM37 93V92H36ZM89 93H90V91H89ZM97 93V92H96ZM108 93V92H107ZM164 93V92H163ZM5 94V93H4ZM39 94V93H38ZM58 94H60V95H62L61 97H60V95H59V97H58ZM109 95H110V93H108ZM173 94V95H174ZM54 95V94H53ZM90 95V94H89ZM112 95V94H111ZM110 95V96H111ZM117 95V94H116ZM163 95V94H162ZM33 96V95H32ZM35 96V95H34ZM55 96V97H56ZM71 96V95H70ZM91 96H92V93H91ZM101 96V95H100ZM108 96V95H107ZM114 96V95H113ZM121 96H123V95H121ZM140 96V95H139ZM172 96V95H171ZM175 96V97H176ZM210 96V95H209ZM40 97H43V95L42 96H40ZM53 97V96H52ZM157 96H155V98H156ZM161 97V96H160ZM160 97H159V99H160ZM163 97V96H162ZM161 97V98H162ZM114 98V97H113ZM139 98V99H140ZM165 98V97H164ZM168 98H170L169 96H168ZM1 99V98H0ZM6 99V98H5ZM72 99V98H71ZM100 99H101V97H100ZM109 99H110V97H109ZM166 99V98H165ZM164 99V100H165ZM180 99V100H179ZM85 100H87V99H85ZM90 100V98H88V101ZM92 100V99H91ZM96 100H97V98H96ZM104 100V99H103ZM115 101H116V98L114 99ZM161 100V99H160ZM159 100V101H160ZM164 100H161L162 102L164 101ZM177 100H175L174 101V99H173V103H171L172 105H171V107L172 106H174L173 104H175V107H177L176 106V104H178L177 103ZM41 101V100H40ZM49 101V100H48ZM47 101V102H48ZM70 101V100H69ZM104 101H107V100H104ZM157 101V100H156ZM160 101V102H161ZM166 102L168 101V100H165ZM164 101V102H165ZM1 102V101H0ZM55 102V101H54ZM58 102V101H57ZM60 102V101H59ZM66 102V101H65ZM93 102V101H92ZM100 102V101H99ZM142 102V103H141ZM145 102V104L147 103V105H144L143 103ZM163 102V103H164ZM52 103V102H51ZM60 103H62V102H60ZM69 102H66V104H68ZM88 104H89V102H87ZM98 103V102H97ZM110 103H112V102H110ZM139 103V102H138ZM170 103V102H169ZM203 103V104H202ZM3 104V103H2ZM1 104V105H2ZM59 104V103H58ZM82 104V103H81ZM100 104V103H99ZM98 104V105H99ZM167 104V103H166ZM202 104V105H201ZM5 105V104H4ZM4 105H3V107H4ZM14 105V104H13ZM92 105V104H91ZM101 105H104V104H101ZM156 105V104H155ZM161 105V104H160ZM168 105V104H167ZM166 105V106H167ZM181 105L179 104V106H178V113L180 112L179 111V108H181ZM106 106V105H105ZM202 106V107H201ZM205 106V107H206ZM2 107V108H3ZM103 107V106H102ZM101 107V108H102ZM111 107V106H110ZM187 107H185L184 109L186 110V108ZM188 107V108H189ZM204 107V108H205ZM1 108V109H2ZM12 107H10V109H11ZM99 108L100 110H101V118L99 117V123L98 124H100L99 125V127L98 126H96V124H95V126L98 128V130H95V133L97 132L98 134H97V136L99 135L100 136V138L102 139V142H104V148H103V150H104V155H103V157L106 159H109V160H113V161H116L119 165V170H118V174H120V175H122V174H126L125 172H123V171H125V170H123L122 171V168H124L125 167V169L127 168L128 170H132L133 169V167H132V169H130V167L133 165L134 167H135V165H136V163H138V162H140V161H137V162H132L131 161V159L132 158H135V157H137L138 158V156H140L141 154H144V151H143V148L142 149H140V147H138L140 144H139V141H137L138 140V137L139 136H137L136 134H135V132H136V130H135V132H133L134 130H132L131 131V133L127 136V133H125V131L123 130H119V132H121V133H118V131H117V133H118V135L119 134H121V137L119 138V137H117L116 136V134H115V130H114V128H113V125H108L107 123H108V115H107V110H104V108ZM15 109V108H14ZM13 109V110H14ZM88 109V108H87ZM164 109V110H163ZM182 109V108H181ZM183 109V110H184ZM3 110V109H2ZM85 110H86V108H85ZM167 111V112H164V111ZM169 110V109H168ZM173 109L171 108V112H173L172 111ZM176 110H177V108H176ZM182 110V111H183ZM184 110V111H185ZM203 110H205V109H203ZM96 111V110H95ZM162 111H163V113H162ZM206 111H205V113H206ZM3 112V111H2ZM97 112H99V111H97ZM122 112H121V114H122ZM147 112H150L149 113V115L147 116ZM156 112H155V114H156ZM177 112V111H176ZM187 112V111H186ZM90 113V112H89ZM201 113L202 112H200V115H201ZM204 113V114H205ZM18 114V113H17ZM83 114V113H82ZM153 115H154V113H152ZM173 114V113H172ZM196 114V113H195ZM203 114V113H202ZM89 115V114H88ZM92 115H94V114H92ZM96 115H98V113L96 114ZM99 115V116H100ZM165 115V116H166ZM176 115V114H175ZM185 115V114H184ZM182 116V117H185V116ZM206 115V114H205ZM204 115V116H205ZM39 116V115H38ZM65 116V115H64ZM67 116V115H66ZM80 116V115H79ZM151 116V115H150ZM156 116V115H155ZM188 116L189 115H187V118H188ZM196 116H198V114L196 115ZM208 116V115H207ZM22 117V116H21ZM44 117V116H43ZM89 117V116H88ZM131 117V116H130ZM136 117V118H135ZM154 117V116H153ZM167 117V116H166ZM201 117V116H200ZM20 118V117H19ZM65 118V117H64ZM77 118V117H76ZM192 118V117H191ZM191 118H189V119H191ZM202 118H203V116H202ZM45 119V118H44ZM121 119V118H120ZM130 119V118H129ZM166 119V118H165ZM200 120H201V118H199ZM58 120H60V119H58ZM63 120V119H62ZM79 120V119H78ZM85 120V119H84ZM95 120H97V117H96V119ZM122 120V119H121ZM168 120V119H167ZM179 121H181L180 119H178ZM183 120H185V119H183ZM198 120V119H197ZM125 121H126V119H125ZM166 121V120H165ZM186 121H188V120H186ZM206 121V120H205ZM86 122V121H85ZM87 122H90V121H87ZM86 122V123H87ZM110 122V121H109ZM133 122H134V120H133ZM164 122V121H163ZM169 122H171V121H169ZM193 122V121H192ZM85 123V124H86ZM118 124H119V122H117ZM129 123H131V122H129L128 121V126H125L126 124H127V122H126V124L124 125V127L123 128H127V127H129ZM167 123V122H166ZM172 123V122H171ZM182 123H184V122H182ZM187 123H189V122H187ZM204 123V122H203ZM89 124H91V123H89ZM89 124H87V125H89ZM110 124V123H109ZM113 124V123H112ZM116 123H114V125H115ZM124 124V123H123ZM132 124L133 123H131V126H132ZM164 124V123H163ZM186 124V123H185ZM6 125V124H5ZM22 125H24V124H22ZM25 125H27V124H25ZM72 125V124H71ZM82 125H83V122H82ZM117 125V124H116ZM120 125V124H119ZM173 125V124H172ZM172 125H171V128H173L172 127ZM184 125V124H183ZM191 125H196V124H191ZM199 125V124H198ZM200 125H201V123H200ZM203 125H205V124H203ZM131 126L128 128V130L131 128ZM159 126V125H158ZM175 126V125H174ZM178 126V125H177ZM23 127V126H22ZM78 127V126H77ZM86 127V126H85ZM88 127V126H87ZM91 126H89V128H90ZM120 127V126H119ZM132 127V128H133ZM139 127V126H138ZM142 127V126H141ZM160 127V126H159ZM195 127V126H194ZM8 128V127H7ZM17 128V127H16ZM25 128H26V126H25ZM28 128H30L29 126H28ZM75 128V127H74ZM81 128V127H80ZM121 128V127H120ZM119 128V129H120ZM122 128V129H123ZM131 128V129H132ZM165 128H167V127H165L164 126V128H163V130H165ZM170 128V129H171ZM175 128V127H174ZM190 128V127H189ZM66 129V128H65ZM130 129V130H131ZM160 129H162V128H160ZM194 129V128H193ZM193 129H192V131H193ZM67 130H69L68 128H67ZM67 130H65V131H67ZM74 130V129H73ZM158 130V129H157ZM181 130H182V128H181ZM199 130V129H198ZM198 130H196L197 132H198ZM214 130V133L215 134H220V136L222 137V138H217V139H214V137H213V135H212V131ZM127 131V130H126ZM138 131H139V128H138ZM167 131V130H166ZM195 131V132H196ZM87 132V131H86ZM141 132V133H142ZM94 133V132H93ZM142 133V134H143ZM177 133V132H176ZM175 133V134H176ZM188 133H189V130H188ZM188 133H186V134H188ZM83 134V133H82ZM89 134V133H88ZM141 134V135H142ZM184 134H185V132H184ZM96 135V134H95ZM94 135V136H95ZM193 135V134H192ZM201 135V134H200ZM75 136H76V133H75ZM98 136V137H99ZM78 137H80L79 135H78ZM142 137V136H141ZM140 137V138H141ZM161 137V138H160ZM196 137H200L199 135L198 136H196ZM15 138V137H14ZM81 138V137H80ZM143 138V137H142ZM204 138H205V136H204ZM17 139V138H16ZM100 139V140H101ZM200 139H202V138H200ZM88 140V139H87ZM161 141V142H160ZM16 142V141H15ZM14 142V143H15ZM21 142H23V141H21ZM79 142V141H78ZM203 142V143H202ZM205 142V143H206ZM92 143V142H91ZM158 143V144H159ZM176 143V142H175ZM3 144V143H2ZM70 144V143H69ZM142 144V143H141ZM153 144V143H152ZM172 145H173V142L171 143ZM170 144V145H171ZM178 144V143H177ZM143 145V144H142ZM145 146L147 145L146 143L144 144ZM149 145V144H148ZM157 145V144H156ZM156 145H154V147L156 146ZM171 145V146H172ZM179 145V144H178ZM21 146V145H20ZM22 148L23 149H26L27 150V148H28V146H29V144L28 145H24L23 143H22ZM75 146V145H74ZM141 146V145H140ZM150 146V145H149ZM149 146L147 147L148 149H149ZM76 147V146H75ZM144 147V146H143ZM151 147V146H150ZM159 147V146H158ZM157 147V148H158ZM146 148V147H145ZM145 148H144V150H145ZM174 148V147H173ZM177 148H178V146H177ZM54 149V148H53ZM148 149H147V152H148ZM151 149V151L153 150L152 148H150ZM156 149V148H155ZM160 149V148H159ZM166 149H168V148H166ZM170 149H172V148H170ZM32 150V149H31ZM35 150H38L37 152H39V153H41V155L40 154H37V152L35 153L34 152V150L33 151H31V152H29L28 154H26V156H25V154H24V156H23V158H24V161H26V163L23 165V170L25 171L26 170V172L28 173L29 172V174H30V176H31V179L29 180L30 181V189H31V191L34 193V195L35 196H37V194L39 195V193L41 192H38V189H41V188H39L40 187V185L42 184V182H43V180L42 179H46V181L47 180H52V176H49V175H47V176H45L44 175V177H42V175L40 176V173H42L43 171H45L46 173H47V171H50V170H58V167L56 166V165H53V164H55V163H53L52 161H54L53 160V156H52V150H51V148H50V145H48V144H40V145H36V148H35ZM97 150V149H96ZM99 150V149H98ZM162 150V149H161ZM182 150V151H181ZM24 151V150H23ZM101 151V150H100ZM100 151H99V153H100ZM154 151V150H153ZM176 151V150H175ZM70 152V151H69ZM158 152V151H157ZM23 153V152H22ZM27 153V152H26ZM66 153V152H65ZM152 153V152H151ZM176 153H177V151H176ZM56 154V153H55ZM68 154V153H67ZM154 154V153H153ZM23 155V154H22ZM66 155V154H65ZM150 155H152V154H150ZM163 155H164V153H163ZM172 155V154H171ZM55 156V155H54ZM67 156V155H66ZM70 156V155H69ZM97 156V155H96ZM95 156V157H96ZM98 156H99V154H98ZM165 156V155H164ZM163 156V157H164ZM63 157V156H62ZM100 157V156H99ZM99 157H97V158H99ZM167 157H169V156H167ZM173 157H174V155H173ZM173 157H172V159H173ZM43 158V160H45V163L43 162L42 164L40 163V164H38V163H35V161H36V159L38 160V159H42ZM67 158H69V157H67ZM67 158H65V156H64V159L66 160ZM71 158V157H70ZM96 158V159H97ZM142 158H144V157H142ZM153 158V157H152ZM157 158V157H156ZM161 158V157H160ZM175 158V157H174ZM180 158V157H179ZM3 159V158H2ZM94 160H95V158H93ZM163 159V158H162ZM178 159V158H177ZM190 159V158H189ZM192 159V158H191ZM190 159V160H191ZM57 160V159H56ZM71 160V159H70ZM78 160H79V158H78ZM93 160V161H94ZM134 160V159H133ZM153 160V159H152ZM181 160V159H180ZM185 160V159H184ZM2 161V160H1ZM13 161V160H12ZM68 161H69V159H68ZM97 161V160H96ZM95 161V162H96ZM135 161V160H134ZM148 161V160H147ZM146 161V162H147ZM165 161V160H164ZM163 161V162H164ZM168 161V160H167ZM172 161V160H171ZM194 161V160H193ZM37 162V161H36ZM41 162V161H40ZM95 162H93V163H95ZM143 161H141V166H143V164H145V163H142ZM154 162H155V160H154ZM154 162L152 161V163L154 164ZM159 162V161H158ZM157 162V163H158ZM176 162H178V161H176ZM183 161H181L180 162V164L182 163ZM188 162V161H187ZM66 163H67V160H66ZM76 163V162H75ZM78 163V162H77ZM100 163L102 164V160H101V162H99V165H100ZM111 163H112V161H111ZM160 163V162H159ZM169 163V162H168ZM167 163V164H168ZM135 164V165H134ZM149 164V163H148ZM183 164H184V162H183ZM189 164H190V162H189ZM188 164V165H189ZM15 165H17V164H15ZM14 165V166H15ZM59 165V164H58ZM71 164H69V166H70ZM96 165H98V163L96 162ZM139 165V164H138ZM151 165V164H150ZM150 165H149V169L151 168L150 167ZM156 165V164H155ZM175 165H176V163H175ZM117 166V167H118ZM146 166H147V164H146ZM166 166V165H165ZM174 166V165H173ZM179 166V165H178ZM183 166V165H182ZM185 166V165H184ZM187 166V165H186ZM100 167V166H99ZM152 167H155L154 165L152 166ZM157 167V166H156ZM168 167H170L169 165H168ZM167 167V168H168ZM21 168V169H22ZM65 168V167H64ZM77 168V167H76ZM96 168H97V166H96ZM137 168V167H136ZM158 168V167H157ZM166 168V167H165ZM11 169V168H10ZM20 169V168H19ZM21 169H20V171H21ZM79 169V168H78ZM95 169V167L93 168V170ZM101 169H102V167H101ZM105 169V168H104ZM103 169V170H104ZM107 169V168H106ZM110 169V168H109ZM108 169V170H109ZM144 169H145V166H144ZM153 169V168H152ZM169 169V168H168ZM171 169V168H170ZM191 169V168H190ZM28 170V171H27ZM64 170V169H63ZM66 170V169H65ZM99 170H100V168H99ZM112 170V169H111ZM139 170H140V168H139ZM142 170V169H141ZM140 170V171H141ZM146 170V169H145ZM144 170V171H145ZM151 170V169H150ZM155 170V169H154ZM11 171V170H10ZM15 171H16V174L18 175V173H17V169H16V166H15ZM89 171V170H88ZM97 171V170H96ZM110 171V170H109ZM135 171V170H134ZM134 171H132V172H134ZM143 171V170H142ZM148 171V170H147ZM147 171H146V173H147ZM159 171V170H158ZM166 171V170H165ZM169 171V170H168ZM25 172V173H26ZM60 172L62 173V172H64V171H61L60 170ZM79 172V171H78ZM89 172H91V171H89ZM111 172H113V171H111ZM123 172V173H122ZM132 172H129V173H131L132 174ZM191 172V171H190ZM193 172H191V173H193ZM50 173V172H49ZM86 173V172H85ZM95 174L96 175V173H94L93 171L91 172V174ZM144 173V172H143ZM149 173H150V171H149ZM152 173V172H151ZM161 173V172H160ZM163 173V172H162ZM20 174V173H19ZM64 174H66L65 172H64ZM87 174V173H86ZM117 174V175H118ZM133 174H135V173H133ZM132 174V175H133ZM138 174V173H137ZM136 174V175H137ZM155 174V173H154ZM154 174H152L153 176H154ZM164 174H165V172H164ZM168 174V173H167ZM195 174V173H194ZM193 174V175H194ZM21 175V174H20ZM111 175H113V173L111 174ZM130 175V174H129ZM133 176L135 179L136 178H138V177H140V176H142L141 175V173H140V176ZM150 176V177H153V176ZM192 175V174H191ZM55 176H56V174H55ZM58 176H60V175H58ZM62 176L64 177H61V178H63L64 180H65V178H66V175L64 176L63 174H62ZM115 175H113V177H114ZM119 176V175H118ZM123 176V175H122ZM149 176V175H148ZM188 176V175H187ZM189 176H190V174H189ZM21 177H23V176H21ZM54 177V176H53ZM59 177V178H60ZM83 177V176H82ZM87 177H88V175H87ZM92 177V175H90L89 174V178H87L88 179V181L86 182V187H87V185H92V179L93 178H91ZM112 177V178H113ZM156 177V176H155ZM157 177H159V176H157ZM182 177H184V176H182ZM206 177H208V176H206ZM58 178V182L61 180V179H59ZM70 178V177H69ZM78 178H80V177H78ZM96 178V177H95ZM95 178H94V180H95ZM99 178V177H98ZM117 178V177H116ZM127 178V177H126ZM132 178V177H131ZM54 179V178H53ZM86 179V178H85ZM100 179V178H99ZM108 179H110V178H108ZM146 179H148V178H146ZM193 179H195V180H193ZM206 179V178H205ZM66 180H68V176H67V178H66ZM65 180V181H66ZM98 180V179H97ZM96 180V181H97ZM113 180H115V178H113ZM118 180V179H117ZM125 180V179H124ZM132 180V179H131ZM134 180V179H133ZM150 180H152V179H150ZM167 180H168V178H167ZM207 180V179H206ZM54 181V180H53ZM61 181H63V180H61ZM69 181V180H68ZM68 181L65 183L66 184V188H67V186H69V184L67 185V183H68ZM100 180H98V182H99ZM138 181V180H137ZM201 181V182H200ZM118 182H122L120 179L118 180ZM118 182H117V186H118ZM125 183H126V181H124ZM185 181H183V183H184ZM205 182V181H204ZM73 183V182H72ZM114 183V182H113ZM154 183V182H153ZM164 183H166V182H164ZM189 183V182H188ZM196 183V184H197ZM62 183H60V185H61ZM74 184V183H73ZM116 184V183H115ZM132 184V183H131ZM167 184V183H166ZM185 184L186 183H184V187H185ZM202 184V183H201ZM64 185V184H63ZM78 185V184H77ZM120 185V184H119ZM126 185H128L127 183L124 185L125 187H127ZM155 185V184H154ZM165 185V184H164ZM179 185V184H178ZM189 185V184H188ZM80 186V185H79ZM82 186V185H81ZM123 186V185H122ZM129 186V185H128ZM135 186V185H134ZM143 186V185H142ZM160 186H161V184H160ZM190 186V185H189ZM195 186V185H194ZM198 186V185H197ZM55 188L54 189H56V186H54ZM65 187V186H64ZM74 187H75V185H74ZM91 187V186H90ZM89 187V188H90ZM94 187H96V186H94ZM99 189L98 190H100L101 189V185H99ZM112 187H114V186H112ZM124 187V188H125ZM136 187V186H135ZM145 187V186H144ZM155 187V186H154ZM153 187V188H154ZM174 187V186H173ZM188 187V186H187ZM58 188V187H57ZM66 188L64 189V190H66ZM80 188V187H79ZM115 188V187H114ZM117 188H119V187H117ZM152 188V189H153ZM225 188H227V189H233V190H235V193H231L230 191H228L227 189V191L228 192H224V191H220V189H225ZM59 189V188H58ZM75 189V188H74ZM78 189V188H77ZM84 189V188H83ZM88 189V188H87ZM92 189V188H91ZM93 189H95V188H93ZM126 189V188H125ZM158 189V188H157ZM160 189V188H159ZM167 189V188H166ZM69 190V189H68ZM72 190V189H71ZM71 190L69 191V192H71ZM85 190V189H84ZM84 190H82L81 189V191H84ZM109 190H111V189H109ZM119 190V189H118ZM118 190H117V192H118ZM148 190V189H147ZM146 190V191H147ZM150 190V189H149ZM149 190H148V192H149ZM165 190V189H164ZM171 190H173V189H171ZM186 190H188V189H186ZM59 191V190H58ZM67 191V190H66ZM74 191V190H73ZM79 190H77V192H78ZM88 191V190H87ZM89 191H91V193L93 192V190H89ZM88 191V192H89ZM97 191V190H96ZM112 191V190H111ZM120 191V190H119ZM127 191V190H126ZM125 190H124V192H126ZM130 191V193H128V194H132V192H131V190H129ZM128 191V192H129ZM143 190H141V192H142ZM151 191H153V190H151ZM151 191H150V194H151ZM161 191H163V189L162 190H160V192H157V194L158 193H161ZM61 192V191H60ZM68 192V191H67ZM80 192V191H79ZM95 192V191H94ZM93 192V193H94ZM109 192V191H108ZM123 192V193H124ZM137 192V191H136ZM153 192H155V191H153ZM156 192H155V195H156ZM175 192V191H174ZM186 192V191H185ZM45 192H43V193H41V194H44ZM50 193V192H49ZM55 193V192H54ZM83 193V192H82ZM84 193H86V192H84ZM90 193V192H89ZM88 193V194H89ZM92 193V194H93ZM118 193H121V191L120 192H118ZM127 193V192H126ZM143 193H145V191L143 192ZM168 193V192H167ZM172 193V192H171ZM41 194H40V196H41ZM46 194V193H45ZM53 194V193H52ZM60 194V193H59ZM72 194H74L73 192H72ZM76 194V193H75ZM80 194H81V192H80ZM80 194H78V195H80ZM95 194V193H94ZM117 194V193H116ZM116 194H114V195H116ZM127 194V195H128ZM138 194H139V192H138ZM55 195L57 196L58 195V193L56 194L55 193ZM83 194H81L80 196H82ZM85 195V194H84ZM98 193H97V195H93L94 197H95V199L96 198H98ZM106 195H108V194H106ZM122 195V194H121ZM120 195V196H121ZM125 195V194H124ZM123 195V196H124ZM133 195L135 196V194H134V192H133ZM140 195V194H139ZM160 196H161V194H159ZM175 195V194H174ZM51 196H53V199H54V197H56V196H54V194L53 195H51ZM70 196H72V195H70ZM73 196H75L74 198L76 199V195H73ZM73 196H72V199H73ZM87 196H89V195H87ZM87 196L86 197H84V198H86L87 199ZM92 195L90 194V196L89 197H91ZM103 196V195H102ZM105 196V195H104ZM111 196V195H110ZM118 196V195H117ZM138 196V195H137ZM136 196V197H137ZM148 196V195H147ZM150 196V195H149ZM153 196H154V194H153ZM160 196H158V197H160ZM163 196V195H162ZM166 196V195H165ZM169 196V195H168ZM167 196V197H168ZM42 197V196H41ZM58 197V196H57ZM93 197V198H94ZM108 197H109V195H108ZM107 197V198H108ZM116 197V196H115ZM122 197V196H121ZM121 197H119L120 199H121ZM139 197V196H138ZM138 197H137V199H138ZM171 197V196H170ZM169 197V198H170ZM191 197H192V195H191ZM68 198H69V196H68ZM78 198V197H77ZM92 198V197H91ZM101 198V197H100ZM106 198V197H105ZM105 198H101L102 199V202H103V200L105 201ZM123 198V200H124V198H125V196L124 197H122ZM141 198V197H140ZM154 198V197H153ZM183 198V197H182ZM193 198V197H192ZM79 199V198H78ZM86 199H84V200H86ZM125 199H127V198H125ZM157 199V198H156ZM160 198H158V200H159ZM162 199V198H161ZM170 199H172V198H170ZM175 199H176V197H175ZM79 200H82V197L79 199ZM89 200V199H88ZM91 200V199H90ZM89 200V202H93V201H90ZM98 200H99V198H98ZM112 200V199H111ZM143 200V199H142ZM141 200V201H142ZM147 200V199H146ZM157 200V201H158ZM163 200V199H162ZM162 200H160V201H158V203L160 204L161 203V201ZM172 200H174V198L172 199ZM171 200V201H172ZM73 201H74V199H73ZM100 201V200H99ZM99 201H97V203L96 204H98L99 203ZM106 201H107V199H106ZM105 201V202H106ZM108 201H109V199H108ZM121 201V200H120ZM126 201V200H125ZM170 201V202H171ZM174 201H176V200H174ZM184 201V200H183ZM193 201V200H192ZM46 202H48V201H46ZM51 202V201H50ZM88 202V201H87ZM114 202V201H113ZM122 202V201H121ZM144 202V201H143ZM142 202V203H143ZM170 202L169 203H167V205L169 206V204H170ZM176 202H178V201H176ZM189 202V201H188ZM187 202V203H188ZM109 203V202H108ZM139 203V202H138ZM146 203V202H145ZM174 203V202H173ZM181 203V202H180ZM186 203V204H187ZM48 204V203H47ZM91 204V203H90ZM141 204V203H140ZM148 204V203H147ZM158 204V205H159ZM174 204H176V203H174ZM173 204V205H174ZM197 203H195V205H196ZM85 205V204H84ZM87 205H88V203H87ZM95 205V203H92V205H91V207H93ZM100 205H101V203H100ZM99 205V206H100ZM102 205H104V204H102ZM108 205H110V204H108ZM142 205V204H141ZM144 205V204H143ZM167 205H166V207H167ZM183 205H185V204H183ZM182 205V206H183ZM191 205V204H190ZM90 206V205H89ZM147 206H149V205H147ZM146 206V207H147ZM163 206V205H162ZM161 205L159 206L160 208L162 207ZM176 206V205H175ZM180 207H182L181 206V204L179 205ZM193 206V205H192ZM197 206H198V204H197ZM196 206V207H197ZM91 207H88V208H90L89 210H91ZM110 207V206H109ZM108 207V208H109ZM112 207H114V206H112ZM122 207V206H121ZM142 207V206H141ZM158 207V208H159ZM166 207H164V208H166ZM172 207H174V206H172ZM171 206H170V209L172 208ZM177 207V206H176ZM187 207H189V204H188V206ZM96 208H98L99 209V207L97 206ZM115 208V207H114ZM143 208H144V206H143ZM150 208V207H149ZM151 208H152V205H151ZM155 208V207H154ZM179 208V207H178ZM190 208V207H189ZM192 208V207H191ZM193 208H195V207H193ZM192 208V209H193ZM214 208H216V209H218V210H222V211H227V214H225L226 213V211H225V213H217V212H215L214 210ZM100 209H102V208H100ZM99 209V210H100ZM105 209V208H104ZM125 209V208H124ZM127 209V208H126ZM146 209V208H145ZM156 209H157V206H156ZM162 209V208H161ZM170 209L168 210L169 212H170ZM186 209V208H185ZM188 209V208H187ZM195 209H198V208H195ZM204 209V208H203ZM210 209V210H211ZM97 210V209H96ZM96 210H94V211H96ZM106 210H108V209H106ZM122 210V209H121ZM128 210V209H127ZM130 210V209H129ZM129 210H128V212H129ZM139 210V209H138ZM143 210V209H142ZM141 210V211H142ZM158 210V209H157ZM166 211H167V208L165 209ZM173 210V209H172ZM177 210V209H176ZM178 210H181V209H178ZM189 210V209H188ZM200 210V208L198 209V211ZM206 210V209H205ZM204 210V211H205ZM92 211H93V209H92ZM92 211H88V212H92ZM100 211H103V209L102 210H100ZM109 211V210H108ZM114 211H115V209H114ZM117 211V210H116ZM118 211H120V210H118ZM118 211L116 212V213H118ZM124 211H126V210H124ZM132 211V210H131ZM131 211H130V215L132 214L131 213ZM155 211V210H154ZM162 211V210H161ZM160 211V212H161ZM173 211H175V210H173ZM208 211V210H207ZM211 211V212H212ZM110 212H112L111 210H110ZM127 212V211H126ZM145 212V211H144ZM159 212V211H158ZM172 212V211H171ZM179 212H181V211H178V213ZM187 212V211H186ZM190 212V211H189ZM206 212V211H205ZM96 213V212H95ZM99 212H97V214H98ZM103 214H105V213H107V212H105L104 213V211L102 212ZM115 213V212H114ZM113 213V214H114ZM125 213V212H124ZM123 213V214H124ZM155 213V212H154ZM162 213V212H161ZM174 213H176V212H174ZM173 213V214H174ZM177 213V215H181V214H178ZM184 213V212H183ZM207 213V212H206ZM94 213L92 212V215H93ZM97 214H94V217L97 215ZM100 214H101V212H100ZM112 214V213H111ZM119 214V213H118ZM121 214V213H120ZM126 214V213H125ZM128 214V213H127ZM133 214H134V212H133ZM149 214V213H148ZM147 214V215H148ZM162 214H164V213H162ZM185 214V213H184ZM202 214V213H201ZM201 214H200V216H201ZM212 214V213H211ZM102 215V214H101ZM106 215H108V213L106 214ZM110 215V214H109ZM135 215V214H134ZM155 215H157V213L155 214ZM166 215V217H167V214H165ZM171 215V214H170ZM169 215V216H170ZM183 215V214H182ZM188 215V214H187ZM186 214H185V216H187ZM120 216V215H119ZM119 216H118V218H119ZM124 216V215H123ZM126 216V215H125ZM129 216V215H128ZM128 216H126V217H128ZM132 217H133V215H131ZM137 216V215H136ZM152 216V215H151ZM150 216V217H151ZM160 216V215H159ZM163 216V215H162ZM103 217V216H102ZM110 217V216H109ZM135 217V216H134ZM145 217V216H144ZM147 217H149V216H147ZM149 217V218H150ZM157 217H158V215H157ZM174 217V216H173ZM180 216H178V218H179ZM98 218V217H97ZM124 218V217H123ZM129 218V217H128ZM148 218V219H149ZM153 218V217H152ZM183 218H184V220H186V217H184V215H183ZM188 218V217H187ZM193 218V217H192ZM199 218V217H198ZM205 218H206V216H205ZM210 219H211V217H209ZM209 218H206V219H209ZM214 218V217H213ZM105 219V218H104ZM117 219V218H116ZM121 219V218H120ZM130 219V218H129ZM134 219V218H133ZM159 219H161V218H159ZM158 219V221H161V220H159ZM175 219V218H174ZM182 219V218H181ZM209 219V220H210ZM102 220V219H101ZM100 220V221H101ZM109 220H110V218H109ZM119 220V219H118ZM139 220H140V218H139ZM144 219H142V222H144L143 221ZM168 220V219H167ZM178 221L180 220V218L179 219H177ZM193 220V219H192ZM99 221V222H100ZM105 221V220H104ZM123 221V220H122ZM122 221H120V222H122ZM124 221H126V220H124ZM131 221H132V218H131ZM148 221V220H147ZM153 221V220H152ZM157 221V222H158ZM169 221V220H168ZM177 221V222H178ZM181 221V220H180ZM183 221V220H182ZM181 221V222H182ZM190 221V220H189ZM195 221H197V220H195ZM212 221V220H211ZM215 221V220H214ZM95 222V221H94ZM102 222V221H101ZM157 222H152V223H157ZM162 223H164L163 222V220L161 221ZM166 222V221H165ZM170 222V221H169ZM172 222V221H171ZM173 222L175 223V221L173 220ZM201 222V221H200ZM108 223H111V222H108ZM123 223H125V222H123ZM135 223V222H134ZM137 223V222H136ZM140 223V222H139ZM139 223H137V226H138V224ZM147 223H149V221L147 222ZM180 223V222H179ZM142 224V223H141ZM146 224V223H145ZM180 224H182V223H180ZM124 225V224H123ZM148 225V228L150 227V224H147ZM162 225H164V224H160L159 226L161 227ZM166 225L167 224H165V227H166ZM179 225V224H178ZM206 225V224H205ZM104 226V225H103ZM103 226L101 227V228H103ZM106 226V225H105ZM159 226H157V227H159ZM168 226H170V225H168ZM207 226V225H206ZM217 226V225H216ZM215 226V227H216ZM107 227V226H106ZM106 227L104 228V230L106 229ZM112 227V226H111ZM125 227H127L126 225H125ZM125 227H122V228H125ZM141 227V226H140ZM152 227V226H151ZM164 227V228H165ZM171 227V226H170ZM177 227V226H176ZM175 227V228H176ZM179 227V226H178ZM194 227V226H193ZM108 228V227H107ZM109 228H110V226H109ZM128 228V227H127ZM139 228V227H138ZM147 228V227H146ZM147 228V229H148ZM168 228V227H167ZM174 228V227H173ZM180 228V227H179ZM191 228V227H190ZM197 228V227H196ZM204 228V227H203ZM207 228V227H206ZM214 228V227H213ZM217 228V227H216ZM111 229H113V227L111 228ZM117 229V228H116ZM143 229H145V228H143ZM146 229V230H147ZM162 229V228H161ZM169 229V228H168ZM202 229V228H201ZM205 229V228H204ZM121 230V229H120ZM138 230H140V229H138ZM153 230H155V229H153ZM159 232H160V230L159 229H157ZM179 230V229H178ZM193 230V229H192ZM191 230V231H192ZM203 230V229H202ZM107 231H109V232H112V230L110 231L109 229L108 230H106V232ZM128 231V230H127ZM140 231H142V229L140 230ZM163 231V230H162ZM173 231V230H172ZM179 231H181V230H179ZM178 231V232H179ZM183 231V230H182ZM197 231V230H196ZM198 231H200V229L198 230ZM211 230H209V232H210ZM108 232V233H109ZM115 232V231H114ZM133 232H134V230H133ZM150 232V231H149ZM148 232V233H149ZM158 232V233H159ZM177 232V231H176ZM117 233V232H116ZM141 233V232H140ZM154 233V232H153ZM167 233V232H166ZM180 233V232H179ZM190 233V232H189ZM188 233V234H189ZM193 233V232H192ZM109 234H111V233H109ZM113 234V233H112ZM111 234V235H112ZM135 234V233H134ZM142 234V233H141ZM141 234H140V236L139 237H141ZM147 234V233H146ZM146 234H145V236H146ZM150 234V233H149ZM176 234H178V233H176ZM182 234V233H181ZM193 234H195V232L193 233ZM202 234V233H201ZM201 234L199 235L200 237H202L201 236ZM209 235H210V233H208ZM212 234V233H211ZM125 235V234H124ZM148 235V234H147ZM153 235H155V234H153ZM159 235V234H158ZM180 235V234H179ZM184 235V234H183ZM197 235V234H196ZM129 236V235H128ZM131 236H132V234H131ZM137 236V235H136ZM135 236V237H136ZM151 236H152V234H151ZM161 236V235H160ZM175 236V235H174ZM178 236V235H177ZM181 236V235H180ZM179 236V237H180ZM190 236V235H189ZM215 236H217L218 238H215ZM107 237V236H106ZM110 237V236H109ZM119 237V236H118ZM134 237V235H133V238H135ZM147 237V236H146ZM155 237V236H154ZM171 237H173V236H171ZM178 237V238H179ZM182 238H179L180 240L178 241L179 243V245L178 244H176V245H178V246H180V248H184V247H186V246H188L189 248H190V244H191V242H193V241H191V240H193V238L194 237H192V239L190 240V239H187V238H185L184 236H181ZM191 237H189V238H191ZM198 237V236H197ZM197 237H195V238H197ZM130 238V237H129ZM159 238V236L157 237V239ZM177 238V239H178ZM203 238V237H202ZM132 239V238H131ZM147 239V238H146ZM160 239V238H159ZM158 239V240H159ZM168 239V238H167ZM173 239V238H172ZM177 239H173V240H177ZM108 240V239H107ZM130 240V239H129ZM195 240V241H196ZM102 241V240H101ZM106 241V240H105ZM170 241V240H169ZM103 242V241H102ZM127 242V241H126ZM151 242V241H150ZM149 242V244H151ZM154 242V241H153ZM168 242V241H167ZM175 241H173L172 243L171 242H168V244L170 243V244H173ZM177 242V241H176ZM100 243V242H99ZM129 243V242H128ZM147 243V242H146ZM163 243V242H162ZM165 243V242H164ZM253 243H255V245H253ZM106 244V243H105ZM105 244H103V245H105ZM119 244V243H118ZM141 244H142V242H141ZM197 244H196V246H197ZM102 245V244H101ZM134 245V244H133ZM175 245V244H174ZM190 245V246H189ZM253 245V246H252ZM158 246V245H157ZM196 246H194L195 248H197ZM106 247V246H105ZM109 247H110V245H109ZM163 247V246H162ZM167 247V246H166ZM100 248V247H99ZM108 248V247H107ZM125 248V247H124ZM129 248V247H128ZM161 248V247H160ZM116 249V248H115ZM118 249V248H117ZM197 249V250H198ZM33 251H31V253H33V255H30V256H34V254L35 255H37L38 254V252H40V251H37V248H34V249H32ZM110 250V249H109ZM108 250V251H109ZM126 250H128V249H126ZM130 250V249H129ZM142 250V249H141ZM114 251V250H113ZM143 251V250H142ZM157 251V250H156ZM162 251V250H161ZM201 251H199V253H201ZM103 252V251H102ZM128 252V251H127ZM140 252V251H139ZM154 252V251H153ZM166 252H167V250H166ZM172 252V251H171ZM184 252H186V251H184ZM183 252V253H184ZM220 252V253H219ZM130 253V252H129ZM152 253V252H151ZM161 253V252H160ZM167 253H169V252H167ZM167 253H166V255H167ZM110 254V253H109ZM108 254V255H109ZM112 254V253H111ZM132 254V253H131ZM133 254H134V252H133ZM153 254V253H152ZM178 254V253H177ZM185 254V253H184ZM183 254V255H184ZM88 255V254H87ZM122 255V254H121ZM138 255V254H137ZM181 255V254H180ZM179 255V256H180ZM38 256H40V254L38 255ZM104 256V255H103ZM134 256V255H133ZM149 256V255H148ZM159 256V255H158ZM165 256V255H164ZM212 256V255H211ZM95 257V256H94ZM107 257V256H106ZM110 257V256H109ZM135 257H137L136 255H135ZM139 257V256H138ZM214 257H216L215 255H214ZM213 257V258H214ZM90 258V257H89ZM108 258V257H107ZM187 258V257H186ZM191 258H192V256H191ZM210 259L212 258V257H209ZM208 258V259H209ZM91 259V258H90ZM95 259V258H94ZM115 259V258H114ZM131 259V258H130ZM196 259V258H195ZM202 259V258H201ZM200 259V260H201ZM107 260V259H106ZM126 260V259H125ZM124 260V261H125ZM128 260V259H127ZM187 260V259H186ZM194 260V259H193ZM129 261V260H128ZM145 261V260H144ZM143 261V262H144ZM153 261H155V260H153ZM158 261V260H157ZM160 261V260H159ZM165 261V260H164ZM197 261V260H196ZM92 262H93V260H92ZM96 262V261H95ZM135 262V261H134ZM151 262V261H150ZM169 262V261H168ZM198 262H200V261H198ZM226 262V261H225ZM228 262V261H227ZM125 263V262H124ZM130 263V262H129ZM222 263V262H221ZM93 264V263H92ZM104 264V263H103ZM118 264V263H117ZM132 264V263H131ZM137 264V263H136ZM195 264V263H194ZM211 264H212V262H211ZM225 264H227V263H225ZM233 264H235V262L233 263ZM237 264V263H236ZM239 264V263H238Z\"/></svg>",
	"mask_w": 264,
	"mask_h": 264
}]
</instances>
